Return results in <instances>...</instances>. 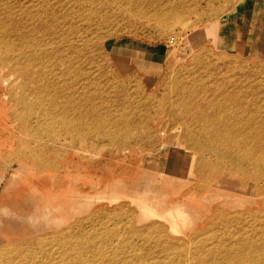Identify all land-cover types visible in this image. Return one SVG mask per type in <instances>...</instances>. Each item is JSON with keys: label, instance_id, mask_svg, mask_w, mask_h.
Listing matches in <instances>:
<instances>
[{"label": "rangeland", "instance_id": "rangeland-1", "mask_svg": "<svg viewBox=\"0 0 264 264\" xmlns=\"http://www.w3.org/2000/svg\"><path fill=\"white\" fill-rule=\"evenodd\" d=\"M92 1L109 14L83 64L90 71L91 97L73 106L95 107L94 115L65 117L58 97L49 105L51 96H45L62 82V66L39 62L34 70L24 69L17 46L18 59L0 66V264H198L211 249L234 257L249 224L260 233L264 217L250 221L246 215L248 225L240 231L234 224L215 227L211 210H259L264 195L253 183L234 199L221 197L235 192L226 188L196 196L200 179L193 171L207 173L208 183L214 176V185L225 182L230 168L238 181L250 180V168L240 170L230 156L216 160V151H231L251 134L227 131L218 137L214 122L219 106L228 109L224 125L234 120L229 114L238 105L247 106L248 120L261 124L255 132L264 143V0ZM232 11L236 15L229 17ZM160 14L167 19L160 21ZM215 21L240 28L241 37L233 40L239 50L226 27L222 44L213 42L204 27ZM194 24L201 31L188 40ZM256 26L259 32L251 37ZM68 81L79 89V77ZM115 88L124 94L113 101ZM16 144L41 164L18 163L23 150ZM161 145L169 155L183 153L182 159L175 155L182 178L162 174V156L154 151ZM64 169L70 174L60 173ZM146 186L157 194L152 201H184L188 224L182 221L171 234L165 213L141 219L138 203Z\"/></svg>", "mask_w": 264, "mask_h": 264}, {"label": "bare ground", "instance_id": "bare-ground-1", "mask_svg": "<svg viewBox=\"0 0 264 264\" xmlns=\"http://www.w3.org/2000/svg\"><path fill=\"white\" fill-rule=\"evenodd\" d=\"M55 1V5L50 6L47 4L50 3L49 0H31L28 5H25L27 2L26 0H14L13 2H10V0H0V64H2L0 66L7 65V62L12 59H18V57L14 56V46H17V52L22 55V57H19L22 62L20 60H18V62L21 63V65L26 62V64H24L25 67L23 66L24 69L34 70L39 62L52 64L55 66H62V82L59 86L57 83H54L52 91L48 92V94L45 96V98L47 96H51V98L47 100L49 101V105L54 106L52 101L58 97V99L60 98L64 102L59 104L63 116L70 117L77 115L79 117H87L89 115H94L96 111L95 107L78 109L73 105L82 103L91 97V92L89 90L91 81L90 71H88V69L85 68L83 64L85 61L87 63L89 61V55H87L88 45L94 42L95 39H98L100 36L98 31H103L105 27V24H102L104 22L103 18L109 14V9H100L99 12L98 9H96V4L92 0H66L64 3L61 2V0ZM37 2H42V4L37 6ZM44 4H46V6L42 8ZM132 4V2H127L125 6ZM234 12L235 11L228 12L227 15L229 17L234 16L236 15ZM165 17L166 16L161 14L158 16L160 21H162L161 18H163V20L167 19V17ZM232 22H236V20L232 19ZM6 23H11L12 25H15V27L10 29L8 24L6 27ZM66 23L68 24V28L64 29V24ZM90 23H93V26H95L97 23V26L92 27ZM222 24V22L215 21L209 23L204 28H208V33L212 35L211 37L213 38V42L218 45V43L222 44L223 42L224 34L222 29L223 27H226L228 35L232 39V45L234 47L236 46L237 50H239L238 45H236L233 40L235 38L239 39L241 37L240 28L235 27L234 25L224 26V24ZM252 26L254 25L252 24ZM190 27L191 29L187 32L188 40H192V38L196 37L201 31L197 24L191 25ZM167 29L169 28L166 27L165 30ZM14 30L21 31V33L19 35H15L13 34ZM258 32L259 27L256 26V29L251 37H255ZM13 35H15V38ZM49 44L57 45L56 49L48 48ZM29 46L32 47V52L24 53V49ZM82 52L83 55L81 54ZM43 74L44 73H42V78L46 79L45 75ZM73 77H79L80 86H83L84 88H80L79 86V89L74 91L68 81ZM40 79L41 78H39V80ZM176 83L180 86V88L184 87L181 80H177ZM39 85L41 86V84ZM116 88L114 90L115 99H111L113 101L118 99L120 95L124 94L122 89ZM170 91L173 92V89H170ZM106 97V102L110 101L108 91L106 93ZM219 104L223 105V102L220 103V101H218V106ZM227 112L228 109L225 106H219V110L216 113L214 122L215 129H217V136L221 137V135H224V133L227 131L232 132L234 137H236L237 134L243 133H249L251 136H248V139L244 138L245 141H243V144L231 151H225L223 148L220 149L219 147L216 151V160H222V157L230 156L232 159L231 162L237 161L238 168L240 170L243 171L246 168H250L249 178L247 177L250 179V183L249 181L248 183L245 181H238L240 180V175L236 170H232V168H230L229 176L225 182L220 185H214V176H211L213 182L208 183L206 182L209 178L206 175L207 173L202 172V170L199 173L200 170H195L194 168L193 173L200 179V183L194 190V194L196 196H204V194L200 192L207 191L208 194L213 195L218 190L226 188L235 192L224 193L221 195V197L226 195L234 199L236 193L239 194V192L243 191L249 192L251 190L249 188L252 187L251 184L254 183L257 185V191L259 194L263 196L264 143L261 140V137L255 132L260 130L258 127H261V124H257V120L254 119L248 120L247 113L249 110L247 109V106L238 105L237 108L229 114L234 118V120L230 122V125H224V119L222 117L225 116ZM225 128L228 129L225 131ZM16 145L17 146L15 147H17V150L22 149L20 147L21 145ZM155 149L154 151H156L157 155L161 154L159 156H162L163 159L162 164H164L165 168H163L162 174H168L172 172L174 175L178 174V176L182 178L181 174L183 175V171L177 172L179 163L177 162L178 159L175 158V155L181 157L182 159L184 158L183 153L176 151V154L169 155L167 152L170 150L164 145L159 146V148L156 150ZM22 150V154L17 157L18 163H27L31 159L30 162H36L39 165L41 164L39 157L37 159V157H34L31 153L24 149ZM200 162L202 163L203 159H200ZM42 166L45 168H50V166L45 164ZM60 173L64 175L70 174V172L68 170L66 171L65 169ZM217 177L218 176H216V178ZM261 182L262 184L260 185ZM231 183H234L235 185H232ZM236 183L238 185H236ZM156 195H154L153 192L149 190L148 186L145 187L144 192L142 195H140L141 199L138 203L141 208L139 217L141 219H145L148 216H157L156 213H165L166 216L162 217H164L165 221H167L168 231L171 234L177 233L179 231L177 228L182 226V221L184 224L186 223L185 225H187L190 221V219L187 221L188 213H186V210L189 211L187 209L188 206L184 201H180L179 199L173 202L171 201L167 204H165L164 200L152 201L150 197H157ZM190 195L185 194L184 197ZM70 206L71 205L68 206V209H70ZM258 206L260 207L259 210L246 208L233 214L212 208L211 211L214 216L211 218H213L215 227L234 224L236 229L244 231L248 225L246 222V215L250 217V221L255 220L259 216L264 217V199L259 200ZM28 219H30V217ZM262 224L263 228L260 233H257L255 227L249 224L251 226L249 233L243 238V241L237 243V245L234 247V249H238L235 252L234 257L227 259L226 252H223L221 255L217 253V256L211 249L207 252L205 257L206 259L203 258V260L198 264H212L214 260L218 259L222 261V264H264V218L262 220ZM210 226H212V224ZM209 228V226L206 227V229ZM21 248V246L16 247V249L19 250H21ZM165 254L166 252L163 251L161 258L164 257ZM190 256L196 257V252L195 255L191 253ZM186 264L189 263L186 261Z\"/></svg>", "mask_w": 264, "mask_h": 264}]
</instances>
